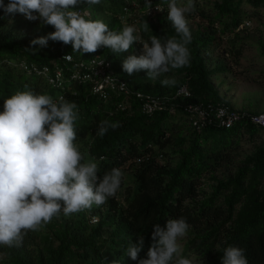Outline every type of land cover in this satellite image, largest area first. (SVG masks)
Segmentation results:
<instances>
[{"label": "trees", "instance_id": "obj_1", "mask_svg": "<svg viewBox=\"0 0 264 264\" xmlns=\"http://www.w3.org/2000/svg\"><path fill=\"white\" fill-rule=\"evenodd\" d=\"M203 1L204 4L195 0V10L187 13L202 23L190 29V65L155 80L148 79L146 71L127 74L122 69V59L141 51L152 35L162 41L176 36L163 0H151L152 6L159 4L165 12L155 18L144 7V0H136V4L102 0L100 5L80 4L74 9H87L91 20L105 15L103 22L112 31L137 27L138 41L119 55L103 47L82 55L73 52L71 44L53 41L46 47L32 46L36 37L22 26L39 24L48 34L55 29L40 21H29L22 14L5 15L0 10V112L4 110V100L18 91L49 94L53 99L63 96L78 106L75 143L86 160L94 158L98 163V177L113 168L123 173L115 197L100 207L93 205L90 210L70 216L61 213L41 230L30 231L19 248L0 246V264H139L140 259L147 258L153 243V226L158 223L164 228L168 219L180 216L190 225L182 246L184 257L202 260L201 264H221L223 249L234 246L244 250L248 264H264V143L241 158L235 157L240 140L260 138L264 127L248 117L221 126L214 111L210 112V122L195 126L185 111L190 104L230 105L212 78L227 72L228 67L223 61L211 67V54L215 50L235 58L241 54V46H236L231 37L250 16L244 4L251 12L259 11L264 8V0ZM3 2L7 5L8 0ZM186 2L180 0L181 5ZM13 19H18L14 27L10 26ZM145 21L150 28L147 32L142 29ZM224 38L227 46L223 45ZM96 53L110 59L115 72L131 88L162 97L163 109L143 113L138 100L116 93L104 100L92 92L90 81L73 79L74 63L87 61ZM65 55H71L74 61L63 59ZM22 62L38 68H62L61 85L50 84L39 71L23 70ZM165 79L174 84L162 86ZM183 85L189 95L175 96ZM126 99H130V107L120 108L119 103ZM103 120L119 121L121 126L109 128L99 137L96 130ZM221 168H227V174L219 177L216 171ZM92 216L96 217L94 223ZM141 235L144 245L133 261L126 249L129 243L137 244Z\"/></svg>", "mask_w": 264, "mask_h": 264}, {"label": "clouds", "instance_id": "obj_2", "mask_svg": "<svg viewBox=\"0 0 264 264\" xmlns=\"http://www.w3.org/2000/svg\"><path fill=\"white\" fill-rule=\"evenodd\" d=\"M167 4V20L171 22L176 36L161 40L152 35L150 43L142 44V54L129 55L122 69L129 75L146 71L150 80L173 69L190 65L188 45L192 34L186 13L195 10V0L181 5L178 0H163ZM102 0H0V10L5 15L22 14L29 21H40L51 26L54 32L31 41V45L46 47L49 41L71 44L73 52L95 53L107 48L115 55L129 51L139 37L136 26H125L121 31L109 30L102 20L86 19L87 10L74 9L80 4L100 5ZM156 11L163 7L156 4ZM144 7L151 10V0H144ZM143 31L150 30L144 22ZM178 37V38H177ZM71 60V55H65ZM162 86L174 81L165 79ZM122 85V84H121ZM124 86V85H122ZM140 93L138 92V95ZM0 112V246L19 248L28 233L41 230L61 213L70 216L93 205L100 207L120 190L123 173L113 168L98 177V163L85 158L77 140L76 123L79 109L76 103L63 96L57 99L49 94L18 91L4 100ZM121 125L119 121L103 120L96 135L103 137L111 128ZM93 220V221H92ZM96 217H91L94 223ZM190 225L183 216L168 219L164 228L153 226L152 245L147 258L139 264H193L182 255L179 241L188 234ZM144 245V237L138 243H129L126 255L138 259ZM221 264H248L244 250L228 246L222 251Z\"/></svg>", "mask_w": 264, "mask_h": 264}, {"label": "rangeland", "instance_id": "obj_3", "mask_svg": "<svg viewBox=\"0 0 264 264\" xmlns=\"http://www.w3.org/2000/svg\"><path fill=\"white\" fill-rule=\"evenodd\" d=\"M200 2L204 4L203 0H200ZM178 3H180V0H178ZM244 8L247 15H250L247 19L251 22V25L243 30L236 31V34L231 37L234 38L233 43L236 46H241V54L235 58L231 55L228 56L227 53H223L221 50H215L211 54V63L209 64L213 67L216 62L223 61L228 67L227 72L218 76L215 75L212 78L220 94L229 101L231 106L247 112H262L264 110V8L253 12L249 10L246 4H244ZM164 13V10L162 12L152 11L149 15L155 18V16H160ZM106 19L107 17L103 14L98 17V20L105 21ZM186 19L188 20L189 29L196 28L198 24H202L198 17L191 18L187 13ZM17 23L18 19H13L10 22V26L14 27ZM22 28L29 30L28 34L36 37V39L48 35L46 29L39 24H31L29 27L22 26ZM223 45H228L226 38L223 40ZM133 54L139 56L142 54V50ZM128 56L122 59V63ZM261 143H264V132L261 133L260 138L254 141L242 138L235 150L236 159L249 154L254 149V146ZM216 174L222 177L227 174V168L217 170ZM187 239L188 234L179 243L183 246ZM190 259L193 260V264H201L203 262L194 257Z\"/></svg>", "mask_w": 264, "mask_h": 264}, {"label": "built area", "instance_id": "obj_4", "mask_svg": "<svg viewBox=\"0 0 264 264\" xmlns=\"http://www.w3.org/2000/svg\"><path fill=\"white\" fill-rule=\"evenodd\" d=\"M127 2L136 4V0H127ZM156 6L157 5L152 6L151 10L156 11ZM262 9L263 8H261V10ZM85 10L87 9H77L76 11L83 12ZM90 16L91 13L89 12L86 19H90ZM250 25L251 22L248 19H245L237 27L236 31L243 30ZM71 61H74V59L72 58L69 62ZM20 66L23 70L30 69L32 71L41 72L45 79L52 85H61L62 83L63 69L58 66L50 68L47 65H43L41 68H38L35 64H27L25 62H22ZM74 67L76 70L72 73L71 77L73 79H84L90 81L92 92L94 94H99L104 100L108 98L110 93L122 94L128 98L132 97L133 99L139 101L143 113H152L156 110H162L164 107L165 101L162 97L150 95L131 88L127 81L115 72L112 61L98 53L94 54L87 61H76L74 63ZM138 92L140 93L139 95ZM188 95L189 92L185 85L178 88L175 93V96ZM129 100L130 99H126L125 101L120 102L119 107L122 109L125 107L129 108ZM185 111L189 114V120L195 126L210 122L212 120L210 112L214 111L217 123L221 126H229L242 117H248L255 125L264 127V111L248 114L247 111L238 110L225 102H218L215 106H213L212 103L207 105L190 104L185 107Z\"/></svg>", "mask_w": 264, "mask_h": 264}]
</instances>
